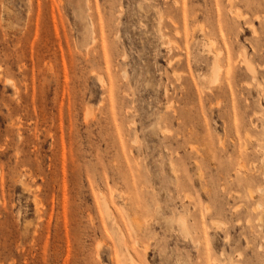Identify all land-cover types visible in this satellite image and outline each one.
<instances>
[{
	"label": "rangeland",
	"instance_id": "obj_1",
	"mask_svg": "<svg viewBox=\"0 0 264 264\" xmlns=\"http://www.w3.org/2000/svg\"><path fill=\"white\" fill-rule=\"evenodd\" d=\"M0 264H264V0H0Z\"/></svg>",
	"mask_w": 264,
	"mask_h": 264
},
{
	"label": "bare ground",
	"instance_id": "obj_2",
	"mask_svg": "<svg viewBox=\"0 0 264 264\" xmlns=\"http://www.w3.org/2000/svg\"><path fill=\"white\" fill-rule=\"evenodd\" d=\"M220 67V66H219ZM215 71H214V77H216L217 75H218V71H219V68L217 69V68H215L214 69ZM217 77H219V76H217ZM216 80H217V78H216ZM251 195V194H250ZM256 209V208H255ZM207 211V210H206ZM257 220V219H256ZM133 221V220H132ZM260 221V220H259ZM124 258V257H123ZM124 260V259H123Z\"/></svg>",
	"mask_w": 264,
	"mask_h": 264
}]
</instances>
